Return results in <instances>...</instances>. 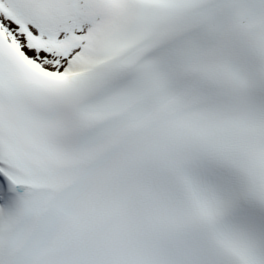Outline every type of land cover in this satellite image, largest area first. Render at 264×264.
<instances>
[{
	"label": "snow or ice",
	"instance_id": "obj_1",
	"mask_svg": "<svg viewBox=\"0 0 264 264\" xmlns=\"http://www.w3.org/2000/svg\"><path fill=\"white\" fill-rule=\"evenodd\" d=\"M0 264H264V0H0Z\"/></svg>",
	"mask_w": 264,
	"mask_h": 264
}]
</instances>
